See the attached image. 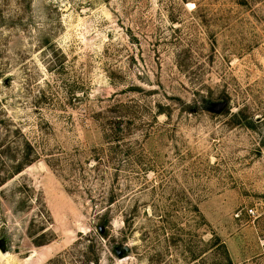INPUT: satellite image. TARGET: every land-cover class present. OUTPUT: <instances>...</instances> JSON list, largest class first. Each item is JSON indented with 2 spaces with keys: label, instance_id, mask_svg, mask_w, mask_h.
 Listing matches in <instances>:
<instances>
[{
  "label": "rangeland",
  "instance_id": "rangeland-1",
  "mask_svg": "<svg viewBox=\"0 0 264 264\" xmlns=\"http://www.w3.org/2000/svg\"><path fill=\"white\" fill-rule=\"evenodd\" d=\"M0 264H264V0H0Z\"/></svg>",
  "mask_w": 264,
  "mask_h": 264
},
{
  "label": "trees",
  "instance_id": "trees-1",
  "mask_svg": "<svg viewBox=\"0 0 264 264\" xmlns=\"http://www.w3.org/2000/svg\"><path fill=\"white\" fill-rule=\"evenodd\" d=\"M19 172H21V169ZM216 240L218 241V243H216V245L218 244V246H222L221 248L225 250L226 249L225 246L219 242V239L217 238ZM229 261L231 262V259H229Z\"/></svg>",
  "mask_w": 264,
  "mask_h": 264
}]
</instances>
